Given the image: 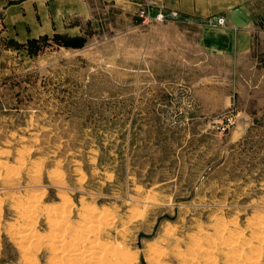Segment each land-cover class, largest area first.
<instances>
[{"label":"rangeland","instance_id":"374dc122","mask_svg":"<svg viewBox=\"0 0 264 264\" xmlns=\"http://www.w3.org/2000/svg\"><path fill=\"white\" fill-rule=\"evenodd\" d=\"M142 6H107L77 45L40 40L22 57L0 44V264H55L58 212L71 228L98 216L121 264H230L257 243L264 27L248 53L211 54L179 15ZM27 224L40 239L25 252Z\"/></svg>","mask_w":264,"mask_h":264},{"label":"crops","instance_id":"0c3cea01","mask_svg":"<svg viewBox=\"0 0 264 264\" xmlns=\"http://www.w3.org/2000/svg\"><path fill=\"white\" fill-rule=\"evenodd\" d=\"M142 0H0V44L22 57L34 42L57 41L77 45L100 26L107 6L120 12L138 9ZM160 8L175 10L183 18L195 43L208 53L233 56L248 53L251 30L264 27V0H160ZM156 9H153L154 12ZM221 15L222 25H208V17Z\"/></svg>","mask_w":264,"mask_h":264},{"label":"bare ground","instance_id":"6f19581e","mask_svg":"<svg viewBox=\"0 0 264 264\" xmlns=\"http://www.w3.org/2000/svg\"><path fill=\"white\" fill-rule=\"evenodd\" d=\"M37 196H38V194H37ZM29 197H30V195H29ZM30 198L32 199V201L31 202L29 201V203H35L36 202V199H33L32 196ZM30 198H27V199L30 200ZM22 204H23V202H22ZM27 206L33 207L34 205L31 204V205H27ZM36 206H37V204H36ZM17 207H18V209H20L19 211L17 209L16 210L18 212H20L21 218L29 215V214L26 215V213H28V211L30 212V209H26V208H30V207H26V206L22 207L20 202H19V205H17ZM91 212L93 213V211H91ZM31 213H32V211H31ZM58 213L60 214L58 216V218H55L53 220L51 219L52 222L50 224L52 226L53 225L54 226L61 225L63 227V230L60 231L59 234H57V236H56L57 239L54 238L58 242L57 249L59 248V250H57L59 255L57 257H54L55 259H53L56 261L55 264H106V263L107 264H119L120 263L117 260V255L115 253H113L111 248L108 247L107 245H104L105 243L103 244L102 242H99L100 240H98L94 236V234L96 235V231L94 230V228H96L98 230L100 227V225L95 224L96 222H92L93 220H95L98 217V216L97 217L95 216L96 214L94 215L96 217L95 219H93V217H91L92 219H88L89 221H91V223L89 225H87L89 223V222H87V223H84V225H81L79 227H76V228L72 227L71 228V227H68L69 225H68L67 221L65 220L66 218H64L65 215L61 212H58ZM86 215H88V214H86ZM102 215L103 214H101V216ZM88 217L90 218V215H88ZM102 217H104V216H102ZM107 219H109V218H107ZM100 220H102V219H100ZM30 224L25 225L26 227L22 230L18 229L17 233H15V235L17 234V238L22 239V241L24 239H26L27 243L29 244L27 247H25L26 249H24V251L28 250V248L31 246L30 244H32L31 242H33V241L38 242L37 240L40 239L38 234L36 233V231L34 230V228ZM90 225L93 226L94 228H90ZM16 229H17V227H16ZM263 230H264V221L257 222L256 227H255V231H254V237L257 240L255 242H257V243L254 245H251V247H249V248L247 247L248 248L247 252L243 253L241 250V247H239V249H237L236 251L233 249L234 252H232V248L230 247L231 252H232V254H231L232 257L230 258V264H263L261 261V254L264 253V231ZM81 232H83L84 235H81ZM90 236L92 238H90ZM234 239L235 238H233L229 241L227 240L225 242V243H227L226 245H229L232 241H234ZM213 243H214V241H213ZM217 243H218V241H217ZM225 243H223V244H225ZM221 244H219V245H221ZM232 245H234V244H232ZM210 246L213 247L215 245H210ZM223 247H224V245H223ZM223 247H221V248L223 249ZM210 248L211 247L208 246L207 248H205V251H204L205 254L207 255L208 259L211 257V254H212ZM229 251H230V249H229ZM227 252H226V256H230V254L228 253L229 254L228 255ZM27 253H26V255H27ZM27 261H28V259H27ZM184 261H186V259ZM27 263L30 264V262H27Z\"/></svg>","mask_w":264,"mask_h":264},{"label":"built area","instance_id":"2783aa9c","mask_svg":"<svg viewBox=\"0 0 264 264\" xmlns=\"http://www.w3.org/2000/svg\"><path fill=\"white\" fill-rule=\"evenodd\" d=\"M158 0H143V6L138 10L139 15H143L146 18H156V19H163L165 16H176L177 13L175 10H169L167 12L163 11L160 6L156 8L154 12L151 13L150 7L152 6L153 2H156ZM224 18L222 16H216L215 18H209L207 19V23L211 25H219L223 24Z\"/></svg>","mask_w":264,"mask_h":264}]
</instances>
